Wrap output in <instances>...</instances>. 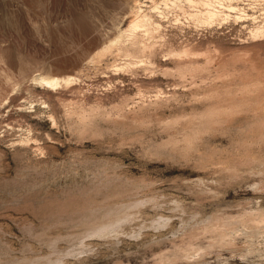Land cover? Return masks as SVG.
I'll return each instance as SVG.
<instances>
[{"label": "rangeland", "instance_id": "obj_1", "mask_svg": "<svg viewBox=\"0 0 264 264\" xmlns=\"http://www.w3.org/2000/svg\"><path fill=\"white\" fill-rule=\"evenodd\" d=\"M0 264H264V0H0Z\"/></svg>", "mask_w": 264, "mask_h": 264}, {"label": "bare ground", "instance_id": "obj_2", "mask_svg": "<svg viewBox=\"0 0 264 264\" xmlns=\"http://www.w3.org/2000/svg\"><path fill=\"white\" fill-rule=\"evenodd\" d=\"M6 2V1H5ZM143 20L142 19H136L132 22L130 25V32L133 33L138 27L142 25ZM144 25V24H143ZM144 27V26H143ZM141 28V27H140Z\"/></svg>", "mask_w": 264, "mask_h": 264}]
</instances>
